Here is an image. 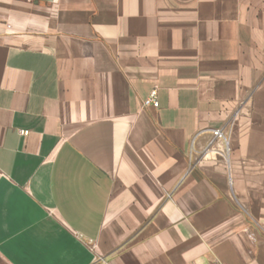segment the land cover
<instances>
[{
	"label": "crops",
	"instance_id": "obj_1",
	"mask_svg": "<svg viewBox=\"0 0 264 264\" xmlns=\"http://www.w3.org/2000/svg\"><path fill=\"white\" fill-rule=\"evenodd\" d=\"M213 262L264 264V0H0V264Z\"/></svg>",
	"mask_w": 264,
	"mask_h": 264
},
{
	"label": "built area",
	"instance_id": "obj_2",
	"mask_svg": "<svg viewBox=\"0 0 264 264\" xmlns=\"http://www.w3.org/2000/svg\"><path fill=\"white\" fill-rule=\"evenodd\" d=\"M144 105H153V106H157L158 105V101H157V98H156V89L151 90L149 97L144 100ZM20 133L22 135H27L28 131L27 130H20ZM213 135L215 137H222L223 133H222L220 128H216L213 131ZM210 264H228V263H225V262H213V263H210Z\"/></svg>",
	"mask_w": 264,
	"mask_h": 264
}]
</instances>
